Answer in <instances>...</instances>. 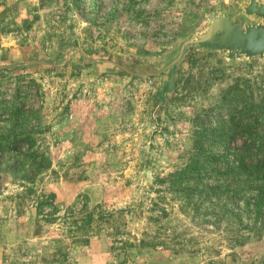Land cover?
<instances>
[{
    "label": "rangeland",
    "instance_id": "1",
    "mask_svg": "<svg viewBox=\"0 0 264 264\" xmlns=\"http://www.w3.org/2000/svg\"><path fill=\"white\" fill-rule=\"evenodd\" d=\"M236 4L0 0V264H264V60L116 73Z\"/></svg>",
    "mask_w": 264,
    "mask_h": 264
},
{
    "label": "water",
    "instance_id": "2",
    "mask_svg": "<svg viewBox=\"0 0 264 264\" xmlns=\"http://www.w3.org/2000/svg\"><path fill=\"white\" fill-rule=\"evenodd\" d=\"M236 5L219 10L202 9L207 24L198 29L199 15L185 12L179 31L167 43V50L156 53L157 61L150 63V71H137L119 66L118 75L137 76L161 75L158 97L164 103L165 96L175 89V76L179 62L190 48L208 54H222L228 65L238 60H264V0H236Z\"/></svg>",
    "mask_w": 264,
    "mask_h": 264
},
{
    "label": "trees",
    "instance_id": "3",
    "mask_svg": "<svg viewBox=\"0 0 264 264\" xmlns=\"http://www.w3.org/2000/svg\"><path fill=\"white\" fill-rule=\"evenodd\" d=\"M240 160H241V165H243V166H244V159H243V158H241ZM253 166H257V165H251V167H253ZM247 168H248V167H247Z\"/></svg>",
    "mask_w": 264,
    "mask_h": 264
}]
</instances>
